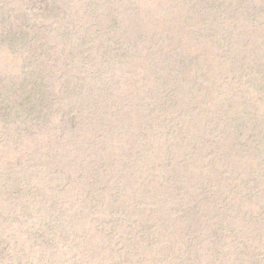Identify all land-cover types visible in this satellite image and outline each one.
I'll return each instance as SVG.
<instances>
[{
  "label": "rangeland",
  "instance_id": "1",
  "mask_svg": "<svg viewBox=\"0 0 264 264\" xmlns=\"http://www.w3.org/2000/svg\"><path fill=\"white\" fill-rule=\"evenodd\" d=\"M0 264H264V0H0Z\"/></svg>",
  "mask_w": 264,
  "mask_h": 264
}]
</instances>
